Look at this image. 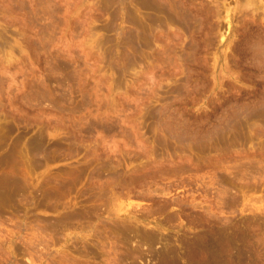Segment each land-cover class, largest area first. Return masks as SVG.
Here are the masks:
<instances>
[{
    "label": "rangeland",
    "instance_id": "obj_1",
    "mask_svg": "<svg viewBox=\"0 0 264 264\" xmlns=\"http://www.w3.org/2000/svg\"><path fill=\"white\" fill-rule=\"evenodd\" d=\"M246 263L264 0H0V264Z\"/></svg>",
    "mask_w": 264,
    "mask_h": 264
},
{
    "label": "bare ground",
    "instance_id": "obj_2",
    "mask_svg": "<svg viewBox=\"0 0 264 264\" xmlns=\"http://www.w3.org/2000/svg\"><path fill=\"white\" fill-rule=\"evenodd\" d=\"M144 1H145V0H144ZM152 5H153V3H152ZM152 5H151V6H152ZM153 6H154V5H153ZM154 7H156V6H154ZM222 239H223V238H222ZM228 241H229V240H228ZM199 243H200V242H199ZM207 243H208V242H207ZM223 247H224V246H223ZM241 257H242V256H241ZM233 261H234V260H233ZM235 261H236V260H235ZM232 263H233V262H232ZM246 264H247V263H246Z\"/></svg>",
    "mask_w": 264,
    "mask_h": 264
}]
</instances>
